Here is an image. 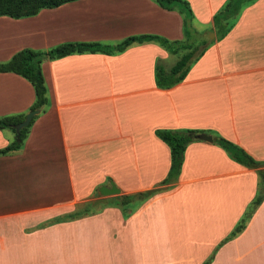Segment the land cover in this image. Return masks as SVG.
I'll list each match as a JSON object with an SVG mask.
<instances>
[{"label": "crops", "instance_id": "crops-1", "mask_svg": "<svg viewBox=\"0 0 264 264\" xmlns=\"http://www.w3.org/2000/svg\"><path fill=\"white\" fill-rule=\"evenodd\" d=\"M187 1L194 19L209 25L211 39L168 88L154 84L153 63L168 67L172 53L152 40L41 61L47 106L22 146L0 155V264H201L211 251L207 264H264V196L240 231L217 245L251 199L256 176L212 140L189 141L175 181L159 185L126 215L103 205L45 223L95 188L77 182V166L99 162L93 182L111 180L117 194L154 187L168 168V148L153 132L158 127L218 134L264 160V0L240 1L220 37L212 14L224 0ZM134 34L179 39L181 18L152 0H70L28 16L0 15V60L22 47L112 44ZM32 97L28 81L0 71V115L25 112ZM12 135L0 129V147ZM46 156L63 168L58 187L68 192L51 205L21 206L23 194L13 193L2 176Z\"/></svg>", "mask_w": 264, "mask_h": 264}, {"label": "trees", "instance_id": "trees-1", "mask_svg": "<svg viewBox=\"0 0 264 264\" xmlns=\"http://www.w3.org/2000/svg\"><path fill=\"white\" fill-rule=\"evenodd\" d=\"M70 0H0V15L9 17H23L36 13L40 8L53 7L60 3ZM158 6L175 10L181 18V38L167 39L155 34H134L127 35L115 41L112 44L101 43L98 41H65L55 44L45 49H36L22 47L14 51L7 59L0 60V71H10L23 77L31 86L32 100L27 109H37L38 112H43L47 106V90L42 76L40 63L43 59H53L68 53L79 52H104L111 53L124 49L127 45L133 42H141L152 40L167 52L175 54L177 58L168 67H163L161 64L154 61L153 63V80L158 88H168L179 82L186 74L188 68L202 52V44L205 42H193L188 39V29L191 26L193 14L186 0H152ZM236 0H224L222 4L212 14V22L214 25L221 27V32L218 37L222 36L228 29L225 18L232 15L236 8ZM229 16V17H230ZM223 20V21H222ZM222 21V25L221 22ZM201 44V45H200ZM24 112L6 113L0 115V129L8 128L12 131V137L0 147V155L8 154L18 150L27 135L28 128L37 114H33L29 122L18 129L17 135L12 127V124L21 120ZM198 129L188 127H158L153 130L156 137L163 141L168 148V168L165 175L157 182V184L148 189L130 192L126 194L113 195L116 198L115 206L120 208L122 215L128 214L131 211L133 200L140 202L147 198L150 194L160 188L159 185H171L180 169L182 155L185 145L192 140L193 133L198 132ZM212 142L218 145L225 154L235 162L252 168L256 176V185L254 193L249 202L244 207L242 213L233 224L227 234L217 243L234 236L244 226L245 221L264 196V160H258L246 153L242 148L226 138L218 135H212ZM91 200L78 202L76 207L66 211L62 216H53L45 221L56 222L78 218L83 215L90 214L95 209L90 205ZM131 204V205H130ZM127 206L130 208L126 210ZM212 255L211 253L201 264H207Z\"/></svg>", "mask_w": 264, "mask_h": 264}, {"label": "rangeland", "instance_id": "rangeland-1", "mask_svg": "<svg viewBox=\"0 0 264 264\" xmlns=\"http://www.w3.org/2000/svg\"><path fill=\"white\" fill-rule=\"evenodd\" d=\"M187 1V0H186ZM238 1V4H236V7L240 5V1L243 0H236ZM235 1V2H236ZM188 2V1H187ZM192 11V10H191ZM228 15L227 18H225L224 21L229 24L233 20V16ZM223 21V20H222ZM220 21V22H222ZM212 25H214L212 23ZM188 39H190L193 42H199V41H209L211 38L212 30L209 28L208 24H203L200 21H197L194 19V16L192 18L191 26L188 29ZM177 58L175 54H171L165 61V65H170L174 62V60ZM51 149V148H47ZM26 160H30V157L28 156ZM43 162V163H42ZM40 160L38 165H26L24 164L23 167L18 172H13L12 174H6V176L3 178L7 182V184L11 185L12 191L15 194H23V199L19 202H21V206H40V205H46V204H52L54 201L62 200L65 196L64 193L68 192V189H64V187H58V178L62 179L63 175V168H57L54 165H52V159L51 157L46 156L44 158V161ZM29 163V162H28ZM73 168V167H72ZM100 170V163L95 162L92 165V168L87 165L85 167V170L81 168V166L76 167V180L78 183L80 182H92L95 184V188L91 189L89 191L88 197L86 200H93V198L98 196L97 188L100 185H103L101 182H93V178L96 176V174L99 173ZM18 177H17V176ZM73 175V174H72ZM17 178H19L20 182L17 183ZM57 181V182H56ZM108 181V180H107ZM64 180L61 181L63 184ZM84 189H79V191ZM72 191V190H71ZM78 192V189H77ZM71 197H73V193H70ZM116 195V194H114ZM81 198V197H80ZM81 201H77L73 204V207H76ZM90 205L95 209L98 210L100 206L103 205H109V206H115L114 202H116V198L113 195H107L104 202H98L96 204ZM139 200H133L131 204L133 205L131 211L139 204ZM130 204V205H131ZM118 208V206H115ZM62 208V207H61ZM130 207L127 206L126 210H128ZM120 210V208H118ZM130 211V212H131ZM66 211H63L60 209L59 213L57 215H63ZM55 215V216H57ZM57 222V221H56ZM49 223V222H46ZM51 223V222H50ZM54 247L57 246L56 244H53Z\"/></svg>", "mask_w": 264, "mask_h": 264}, {"label": "water", "instance_id": "water-1", "mask_svg": "<svg viewBox=\"0 0 264 264\" xmlns=\"http://www.w3.org/2000/svg\"><path fill=\"white\" fill-rule=\"evenodd\" d=\"M37 113H38L37 109H28L24 112L21 120L12 124V127H13L16 135H17L18 129L20 127L26 125L29 122L31 116L33 114H37ZM192 137L196 138V139L204 140V141H211V139H212V136L210 134L202 132V131L193 133ZM97 193H98V196L93 198L91 204H96L98 202H104L105 197L107 195L117 194L118 188L113 184V182L111 180H108V185H100L97 188Z\"/></svg>", "mask_w": 264, "mask_h": 264}]
</instances>
